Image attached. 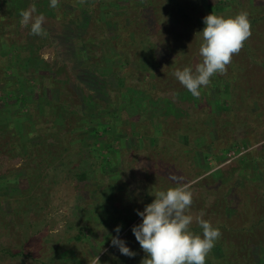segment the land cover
I'll return each instance as SVG.
<instances>
[{
    "label": "rangeland",
    "instance_id": "374dc122",
    "mask_svg": "<svg viewBox=\"0 0 264 264\" xmlns=\"http://www.w3.org/2000/svg\"><path fill=\"white\" fill-rule=\"evenodd\" d=\"M64 2L59 0V6L52 8L50 0H0V11L6 10L10 19L0 24V125L15 117L19 124L33 111H41L47 100L57 99L58 90L74 100L83 96L89 100L94 89L103 91L101 96L112 104L111 114H94L89 129L76 130L84 139L69 137L70 163L87 172L85 179L76 177L77 168L70 171L71 164L64 161L43 180L42 187L21 194L29 187L22 169L26 158L6 148L0 151V264H92L96 256L100 264H141L146 254L131 229L142 222L137 210L143 211L147 199L167 189L162 187L166 179L173 183L188 180L193 199L198 200L189 211L194 218L201 212L203 218L211 217L220 194L219 206L226 200L219 212L233 213L248 186L264 202V139L259 134L253 144L246 143L242 132H235L234 143L223 151L215 144L219 142L215 131L197 135L186 129L173 139L171 151H178L177 160L164 159L171 144L161 127L166 128L168 119L197 117L204 111L224 120L223 112L230 110L226 102L230 86L225 79L213 88H201L199 98L188 90L166 93L144 84L166 61L156 33L160 24L164 33H171L169 25L182 15L186 35L196 38L206 15L214 12L228 17L246 11L250 22L251 18L258 21L251 25L253 37L245 43L259 44L264 0H71L72 13L68 14L62 8ZM32 4L36 14L46 18V36L30 35V26L20 25V11ZM189 44L194 67L201 60L200 46L196 41ZM83 45L99 62H95L99 73L87 71L89 86L87 81L79 83L73 71L82 52L83 62L88 59ZM139 71L148 74L144 77ZM161 163L166 165L162 171L157 169ZM203 178L205 182L199 184ZM256 213L249 216L251 221ZM118 225L119 238L136 253L134 257L112 246ZM259 229L262 238L258 234V239H263L258 246L260 264H264V224ZM239 239L244 236L226 240V245L237 243L228 248L234 259L248 254ZM213 251L215 256L222 255L216 246Z\"/></svg>",
    "mask_w": 264,
    "mask_h": 264
},
{
    "label": "trees",
    "instance_id": "16d2710c",
    "mask_svg": "<svg viewBox=\"0 0 264 264\" xmlns=\"http://www.w3.org/2000/svg\"><path fill=\"white\" fill-rule=\"evenodd\" d=\"M64 1L62 8L65 9L67 14L72 13L71 0ZM170 1L172 2L174 0ZM262 12L264 13V9ZM181 16L182 15L178 17V21L175 20L173 22V25H169L171 33H168V31L164 33V31L161 30V24L159 30L156 32L160 35L159 40L162 43V45L160 44V48L162 52L165 51V53H167V57L165 58L166 61L164 65L153 71L154 77L148 78L145 81L146 83L144 84L149 90H156L159 92L165 91L166 93L187 90L174 77L173 73L177 69L182 70L184 67H192L193 59L191 55L193 52L190 50L189 42L196 41V43H199L198 46H200L202 41L201 35H197L196 38H192L189 34L186 35L185 22L182 21ZM5 19L10 20L7 11L2 10L0 11V24H2ZM257 21L258 19L251 18V25H256L255 22ZM128 26L129 24H126L125 30H129ZM257 34H259V36L256 40H259V44L256 42H254V45L245 43L240 53L233 56L231 64L228 65L227 74L215 75L211 78L210 85L206 87V89L213 88L215 84L224 79L226 81L225 83L230 86V89L227 91L229 93V98L226 101L230 110L228 109L223 112L225 117L224 120L216 118L215 115H207L204 111L197 117L183 115L182 117H172L171 121H169L168 117L165 118L164 120L168 119V121L164 124V126H166L165 129L161 127V132H163V137L166 136L168 139L170 138L169 144H171V148L164 151V159L177 160L178 157L176 156L178 151H171L173 143H175L173 139L185 133L186 129L193 130V133L197 135H205L210 130L215 131L219 140V142L215 144H218V146H220L219 149L223 151H226V147L232 144V138L235 132H242L243 138L248 139H246L248 141L246 143L250 142L254 144L255 141H257L254 139L258 138L257 134H259L261 139H264V32H258ZM252 37L253 35L251 38ZM80 39L82 41L84 37ZM248 41L250 42L249 39ZM11 47H15V44H12ZM84 47L86 48L87 46ZM121 49L124 50L122 47ZM86 51H88V59L85 63L83 62L85 52H82V54L78 56L80 57L79 65L73 69L74 74L77 75L80 80L79 83L82 84L87 81V71L90 70L92 74H97L100 71L96 66L97 63H95L98 59L97 56L93 53L90 54L88 48H86ZM124 53H129V50ZM92 66L94 67L91 68ZM139 74L145 77L148 73L146 74L144 71H139ZM113 77L117 79V71L114 72ZM87 84L89 86V82ZM133 90H136V88ZM61 93L62 92L58 90L57 99L52 98L47 100L44 105H42L41 111H33L23 121H19V124L18 121H16L18 119L15 117L16 119L14 118L0 125V151L6 148L9 153L14 154L17 152L16 154H21L26 158V162L22 164V169L26 174L23 178L27 180L29 187L21 194L30 193L34 187L38 186V189L42 187L43 180H47L46 177L52 172H55V169H58L57 166L62 165L64 161V164H71L70 171L72 169L76 170L77 166H73V164L70 163L69 146L71 143L69 142V137L75 136V138L84 139L85 136H81V132L79 133L81 135H79L76 133V130L78 132V129H83V131L89 129L93 121L91 117L95 115L101 116L104 114L103 117H105L107 113L109 115L111 114L110 108L112 104L101 96L103 91L101 92L100 90L97 91L94 89V95L91 94L89 100H86V96H83L82 100H74L68 98V94L64 97ZM71 94L75 95L74 92H71ZM255 102H257L256 107L254 105ZM232 113L234 114L232 115ZM16 116L18 117V115ZM140 125L144 127L143 124ZM184 130L185 132H183ZM190 133L192 132L190 131ZM192 134H190V138H193L191 137ZM49 138L50 141L48 140ZM94 138L97 140L99 137L96 135ZM176 144L180 146L179 143ZM177 148L181 150L178 146ZM83 159L84 158H82V160ZM165 167L166 165L161 163L157 169L159 168V170L162 171ZM78 168L75 171V176L79 177V179H85L87 177V172L84 169L79 170ZM154 169L157 172V169ZM52 176L57 177L56 174ZM205 178L200 179L198 183H204ZM53 181L57 183L56 180ZM179 182L187 183L188 180H181ZM164 183L162 187H167V189L176 186V181L173 183L169 179H166ZM249 187L250 186L246 187L248 188L247 192L242 190V198L239 199L238 206H236L233 213L228 214L226 211L219 212V207L221 206V208H224L223 203L226 200L224 197L219 206L222 196L220 194V197H217L219 203L218 206L216 205L217 209L215 212L211 213V217L204 216L203 219L210 221L213 227L219 229L221 236L215 242V246L222 252L221 256H215L212 249L206 258V264H234V255L231 256L233 259L229 257L228 248H234L237 243L232 242L226 245V242L236 236H244V239H239V241L242 242L240 245L244 247L248 253L244 259L235 257L234 260L236 264H260L262 261V255L259 252L260 249L258 246L262 244L263 239H258L259 237L262 238L261 234L258 232L261 230L259 228L264 224V202L259 194L255 195L251 193V188ZM200 195L202 196V194ZM153 200L154 199L151 198L147 199L146 205ZM197 204L198 200L193 199L191 208ZM227 206L226 203V207ZM254 211H257L255 214L256 218L254 221H251L249 216L252 215L251 213ZM191 230L202 235V229L195 221L191 225ZM258 234H260L259 237ZM252 241L254 242L253 245H251ZM257 257L259 258L257 259Z\"/></svg>",
    "mask_w": 264,
    "mask_h": 264
},
{
    "label": "clouds",
    "instance_id": "9594fccd",
    "mask_svg": "<svg viewBox=\"0 0 264 264\" xmlns=\"http://www.w3.org/2000/svg\"><path fill=\"white\" fill-rule=\"evenodd\" d=\"M58 6L59 0H50V7ZM36 13L35 4L21 10L20 25L30 26V35L46 36L43 27L46 18L42 13ZM203 24L204 28L199 32L202 41L200 62L173 73L195 98L201 96V88L210 85L212 77L227 74L233 56L240 53L251 36V22L246 11L228 17L212 12L203 18ZM173 180H176L174 176ZM154 196L155 199L143 211L137 210L142 222L131 229L146 254L141 264H206V258L221 233L210 221L203 219V212L195 218L189 214L193 203L191 185L176 181V186L157 191ZM194 219L202 229V235L191 230ZM120 230L118 225L115 228L117 236L111 239L112 246L117 247L122 255L134 257L136 253L119 238ZM92 264H100L99 256Z\"/></svg>",
    "mask_w": 264,
    "mask_h": 264
}]
</instances>
